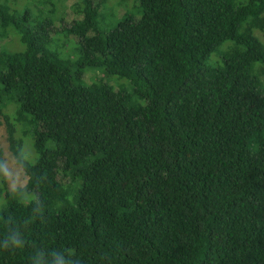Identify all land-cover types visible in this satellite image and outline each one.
Listing matches in <instances>:
<instances>
[{
  "label": "trees",
  "instance_id": "obj_1",
  "mask_svg": "<svg viewBox=\"0 0 264 264\" xmlns=\"http://www.w3.org/2000/svg\"><path fill=\"white\" fill-rule=\"evenodd\" d=\"M65 1L74 59L50 48L51 0H0V45L23 46L0 48V116L27 176L8 188L0 147V264H264V0H136L105 24Z\"/></svg>",
  "mask_w": 264,
  "mask_h": 264
},
{
  "label": "rangeland",
  "instance_id": "obj_2",
  "mask_svg": "<svg viewBox=\"0 0 264 264\" xmlns=\"http://www.w3.org/2000/svg\"><path fill=\"white\" fill-rule=\"evenodd\" d=\"M42 0H10V5L18 10H22L23 8H28L34 17H39L38 12V4L41 3ZM95 3L100 2V14L102 16V24L107 22H116L118 19L123 17L128 12L133 14H137V4L136 0H93ZM53 4L54 12L53 18L56 20L54 27L52 28L54 32V37L52 38V42L58 40V38H65V41H60L51 45V50L59 54V56H67L69 54L73 55V59L75 58L74 53V44L77 41V37L70 34L72 27L75 26L76 22L80 20L82 17L75 10V2L74 1H65V0H51ZM48 9L51 6H46ZM69 41V42H68ZM6 48L8 50H22L23 46L18 43L16 36L10 35L5 41H3L0 45V48ZM102 74L98 70H87L85 73L84 80L89 84L90 88H92L93 83L96 81V78L101 77ZM111 85L115 86L117 89L119 85H124L121 81L112 80L110 82ZM257 89L260 92L264 93V78L256 81ZM17 138L22 141V154L27 160H31L33 158V148H32V140L31 137H23V133L20 130V127L17 125ZM0 147L4 152V160H5V172L8 183V188L10 190L22 187L26 181L27 176L22 168V166L17 162L15 155L13 154L10 144L8 141V133L4 119L0 116ZM2 207L0 200V209Z\"/></svg>",
  "mask_w": 264,
  "mask_h": 264
}]
</instances>
